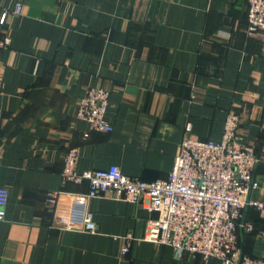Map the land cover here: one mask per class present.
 I'll use <instances>...</instances> for the list:
<instances>
[{"label": "crops", "instance_id": "0c3cea01", "mask_svg": "<svg viewBox=\"0 0 264 264\" xmlns=\"http://www.w3.org/2000/svg\"><path fill=\"white\" fill-rule=\"evenodd\" d=\"M247 26V0H0V39H11L0 48V186L9 190L0 264H222L144 240L158 214L88 198L89 182L62 173L77 149L78 173L116 165L167 179L184 139L220 141L235 113L236 145L259 156L252 196L264 201V29ZM96 86L110 92L113 131L85 136L77 105ZM86 212L96 232L82 230ZM246 220L241 248L261 257L264 212ZM127 235L135 240L123 255Z\"/></svg>", "mask_w": 264, "mask_h": 264}, {"label": "built area", "instance_id": "2783aa9c", "mask_svg": "<svg viewBox=\"0 0 264 264\" xmlns=\"http://www.w3.org/2000/svg\"><path fill=\"white\" fill-rule=\"evenodd\" d=\"M247 8V33L264 29V0H247ZM21 9V4L15 3V13ZM10 42L8 35L3 37L0 48L8 47ZM109 96L106 88L96 86L87 88L79 99L76 116L88 124L85 136L91 131H113L106 118ZM239 126L240 118L229 113L220 141L184 139L164 180L148 182L131 177L116 165L78 173L77 149L68 151L62 178L77 184L89 182L88 198L115 196L158 214L149 221L144 237L158 247L170 246L178 255L189 253L222 264H264V251L263 256L253 257L240 246V230H253L246 220L247 212H264V201L252 196L259 188L255 178L259 156L253 145H236ZM186 131H191L190 124ZM58 196V192L48 194L51 207ZM8 201L9 190L0 186V220L6 217ZM82 230L96 232L90 212L84 214ZM134 240L131 235L123 237V255L128 254Z\"/></svg>", "mask_w": 264, "mask_h": 264}, {"label": "trees", "instance_id": "16d2710c", "mask_svg": "<svg viewBox=\"0 0 264 264\" xmlns=\"http://www.w3.org/2000/svg\"><path fill=\"white\" fill-rule=\"evenodd\" d=\"M256 151H257V150H256ZM257 154H258V152H257ZM239 237H241V236H240V232H239ZM240 246H241V240H240ZM241 247H242V246H241Z\"/></svg>", "mask_w": 264, "mask_h": 264}]
</instances>
